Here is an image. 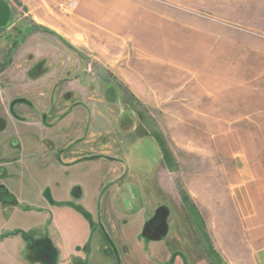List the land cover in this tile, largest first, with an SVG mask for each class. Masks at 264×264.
<instances>
[{
	"label": "rangeland",
	"instance_id": "374dc122",
	"mask_svg": "<svg viewBox=\"0 0 264 264\" xmlns=\"http://www.w3.org/2000/svg\"><path fill=\"white\" fill-rule=\"evenodd\" d=\"M3 1L12 17L10 29L0 31V74L8 68L12 47H18L12 67L22 65L25 48L18 43L26 28L52 36L47 40L57 47V64L67 65L65 77L77 86L71 91L72 102H67L73 130L90 141L97 132L96 143L102 141L106 151L136 148L132 167L149 171L146 178L151 176L152 186L145 187V193L153 196L154 205L166 203L162 181L184 200L179 218H172L179 227L175 235L154 244L161 240L157 236L164 232L167 215L154 220L153 246H210L193 203V195H200L199 182L208 205L215 165L217 193L224 196V176L234 154L264 147V0H129L153 4V22L155 15L169 21L167 42H162L160 31L138 27L137 44L124 42L118 16L112 19V33L97 26L105 8H119L126 0H72L70 7L69 0ZM73 20L88 28L87 47H70L41 25L64 28ZM25 65L30 67L27 79L33 80L51 64L47 58L39 61L27 55ZM120 72L132 77L137 89L121 82ZM61 92L56 91L57 99L70 98L69 91ZM54 105L52 115L60 121V109L68 107L56 100ZM139 178L131 187L147 181ZM119 179L122 174L113 180ZM164 206L172 215L178 210L175 204ZM88 222L93 223L91 218ZM205 252L200 250L201 259L208 258Z\"/></svg>",
	"mask_w": 264,
	"mask_h": 264
},
{
	"label": "crops",
	"instance_id": "0c3cea01",
	"mask_svg": "<svg viewBox=\"0 0 264 264\" xmlns=\"http://www.w3.org/2000/svg\"><path fill=\"white\" fill-rule=\"evenodd\" d=\"M139 4L126 0L119 8H105L98 15L100 25L97 26L103 33H112V19L118 16L121 37L126 44L138 43L135 35L138 27L145 32L160 31L165 39L162 42H167L169 37L165 29L169 21L155 15L153 22V4ZM41 25L70 47H87L89 30L78 21L73 20L64 28ZM50 38L52 36L38 32L28 37L22 45L25 50L20 68L14 69L12 64L0 74V104H6L14 97L30 99L33 93L31 98L37 101L42 113L54 100L60 105L72 102L71 91L77 86L65 77L67 65L58 66L60 56L57 47H52V41L47 40ZM27 55L39 61L47 58L51 64L49 69L36 79H27L30 70L25 65ZM118 75L130 90L137 89L134 86L137 83L130 79L132 77L126 78L121 72ZM58 89L62 91L60 94L70 92L67 93L70 98L61 99L64 103L56 98ZM21 110L24 111L23 122L6 117L7 129L0 133L3 140L18 138L22 148L18 171L21 178L3 182L18 205L5 209L0 206V264H24L20 258L24 244L18 235H12L15 230L30 234L39 243L43 242L46 249H51V246L58 249L60 264H74L73 258L89 259L90 264H96L97 260L113 264L102 227L113 246L118 248L126 246L128 250L137 251L141 246H153L152 242L146 243L140 237L147 213L153 211L145 193V187L152 178H146L149 171L132 167L137 162L132 158L136 148L123 152L127 156L123 159L124 168L129 167L125 172L120 164L104 158L106 149L96 143L100 138L98 133L94 132L90 141L85 133L73 130L71 113L46 129L38 117H32L23 108ZM48 140L52 143L49 150L44 146ZM1 141L0 146L3 145ZM231 164V169L224 176V196L217 193L216 165L212 172L215 178H210L208 185V205L206 195H201L204 192L201 181L198 184L200 195H193L199 219H203L206 225L210 244L207 247L217 264H264V147L257 148L254 153H235ZM5 169L8 174L17 172L11 165ZM124 172L129 182L137 176L139 180L144 178L147 181L139 182V187H131V183L120 184L113 180ZM161 185L166 192L162 202L171 203V206L175 204L178 211L184 207L183 198L172 185L165 181ZM46 191L54 204L44 198ZM76 207L85 210L93 223L90 224ZM84 246H89L87 255L82 252Z\"/></svg>",
	"mask_w": 264,
	"mask_h": 264
},
{
	"label": "flooded vegetation",
	"instance_id": "af4514ba",
	"mask_svg": "<svg viewBox=\"0 0 264 264\" xmlns=\"http://www.w3.org/2000/svg\"><path fill=\"white\" fill-rule=\"evenodd\" d=\"M9 22L6 27L0 28V31H2L3 29L4 30L10 29ZM25 31L23 32V34L25 33ZM34 32L35 31L31 32L29 36ZM28 37L24 39L22 35V39L19 41L18 45L21 47L28 39ZM14 50L15 52L13 53L12 57L18 51V47H12L10 51V57ZM10 57L7 59L6 67H9L13 64V58H12V62L9 63ZM31 96H33V93L30 94V99L14 97L8 100L6 104H0V133L5 132L7 129V123L5 120L6 117H11L17 122H23L24 111L21 110L22 108L24 110H27L32 117H38L44 128L50 129L54 126V124L57 121L56 117L54 118L52 115V114L55 115V109H56L54 105L55 100L52 101V104L50 103L49 106L45 108L44 112L40 113V109L37 101L33 100ZM61 102L64 103V101L62 100ZM69 105L71 106V104L68 103H64L63 105H60L61 107H66V108L68 107V109H60L61 116L59 118H62V115L64 118L66 117V115H68L67 113L69 112L71 113L72 110H70ZM0 141L3 143V145L0 146V206L2 207V209H5L8 206L18 205L14 195H12L7 190L3 182L8 179L18 180L19 178H21L18 171L20 166L19 161L21 159L20 154L22 148L20 141L16 137H10L8 140L0 139ZM100 145L104 147L102 141H100ZM44 146L49 150L52 147V143L49 142L48 140L44 143ZM121 150L122 148L119 146H116L114 148L112 147L107 151L105 150L106 154L108 155L105 154L104 158L109 160L110 162L120 164L124 168L125 162L123 161V157H122L124 156V154L121 152ZM9 165H11L12 168L17 169L16 174L7 173L5 168L6 166ZM128 169L129 167L126 166L124 168V171L125 170L128 171ZM125 172L122 175V179L117 180V182L123 180V184L124 182L131 183V181L129 182L127 180L126 178L127 173ZM149 186H152L151 183H147V187ZM146 196L148 201L149 202L151 201V204L153 206V211L151 212V214L147 211L148 212L147 218L141 229L140 237L146 243H150V242L153 243L154 240H152L153 239L152 235L154 234V232L152 229L154 228H152V225L154 223V220L157 217H162L164 220L165 216L167 215V220L165 223L166 225L164 224V226L162 227L163 230H161L162 232L164 231L163 234L162 235H159L160 233L157 234L159 235L157 237H160L161 240L154 242V244L161 243L163 240L165 241V239L169 235H171L172 233H173L172 235H175L176 234L175 231L177 232L179 230V227L175 225V221H172L173 216L176 219L179 218L178 210L173 211L174 214L172 215V212L166 210L165 209L166 207L163 204L154 205L152 195L146 194ZM44 198L47 201H49L50 204H54L50 198V194L48 191L44 192ZM149 202H147L148 205H150ZM69 205L71 204H67L66 206ZM76 209H79V207H76ZM83 216L87 221L90 218V216L87 213L83 214ZM162 222L163 221L160 222L161 223L160 225H162ZM102 230H103V236L109 245L107 246L108 254L111 256L113 264H202V263L215 264L213 253L211 252L210 248H208L207 246H203L204 250H207V252H205L206 253L205 256L208 257L207 259L206 258L201 259L200 250L202 251L203 249L202 246H141V248L139 247L137 251L135 250L131 251L128 250L126 246L123 248H118V246H113L111 240L105 233L103 227ZM12 235H18L24 244L23 250L20 251V258L22 259V262L24 264L26 263L27 264H60L61 262L60 252L54 246H51V249H46V246H43V242H41L42 243L41 246L40 245L41 243L38 242V239L33 238L30 234H26L22 230L21 231L15 230L12 233ZM42 241L44 240L42 239ZM82 252L87 255L89 253V246H84ZM72 262L74 264H90L89 259L84 260L81 258H73ZM97 263L105 264L104 262L98 260L96 264Z\"/></svg>",
	"mask_w": 264,
	"mask_h": 264
},
{
	"label": "water",
	"instance_id": "95a60500",
	"mask_svg": "<svg viewBox=\"0 0 264 264\" xmlns=\"http://www.w3.org/2000/svg\"><path fill=\"white\" fill-rule=\"evenodd\" d=\"M12 17V11L9 7V5H7L5 3V1L0 0V28L6 27L8 22L11 20ZM37 28L33 27V26H29L25 33L23 34V38L26 39L29 34L33 31H36ZM15 52V50L12 52L11 57L9 59V63L12 62V55Z\"/></svg>",
	"mask_w": 264,
	"mask_h": 264
},
{
	"label": "built area",
	"instance_id": "2783aa9c",
	"mask_svg": "<svg viewBox=\"0 0 264 264\" xmlns=\"http://www.w3.org/2000/svg\"><path fill=\"white\" fill-rule=\"evenodd\" d=\"M73 4H74V1L69 0V1H67V4H66V5L70 7V6H72Z\"/></svg>",
	"mask_w": 264,
	"mask_h": 264
}]
</instances>
